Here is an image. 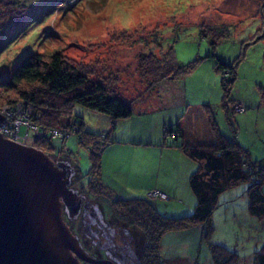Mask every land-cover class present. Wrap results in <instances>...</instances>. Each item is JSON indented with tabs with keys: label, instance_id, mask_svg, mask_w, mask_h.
Masks as SVG:
<instances>
[{
	"label": "rangeland",
	"instance_id": "374dc122",
	"mask_svg": "<svg viewBox=\"0 0 264 264\" xmlns=\"http://www.w3.org/2000/svg\"><path fill=\"white\" fill-rule=\"evenodd\" d=\"M200 23L232 25L233 34L213 48L207 38L200 36ZM0 33L3 44L5 38L11 35L0 50V70L3 74L8 75L25 54L58 49L71 62L89 70L94 77L108 79L116 92L133 102H139L159 88L149 89L148 76L138 69L142 52L160 54L172 45L180 63H190L202 56V61H197L196 71L192 69L189 74L177 79L189 85L187 104L211 100L220 131L232 137L236 129L238 137L241 135L243 140L252 142L254 153L264 155V105L261 104L264 99V0H18L11 10L5 8L1 11ZM252 40L255 42L244 44ZM213 53L216 57L210 56ZM237 57H241V61L230 97L237 100L247 98L256 106L235 107L231 115L233 121L230 122L222 105L225 92L221 84L223 76H230V70L216 68L215 80L207 64L209 61L215 63L216 58L226 64ZM192 85H195L194 90ZM23 100L17 98L14 102L3 103L0 108V113L5 116L3 124L10 130H15L14 123L23 111V107L20 108ZM187 104L174 111L181 113ZM17 106L19 109L15 111ZM73 111L82 116L88 130H92L89 127L96 129L91 132L111 129L113 121L104 112L81 104H75ZM69 119L64 116L62 123L69 122ZM246 128L249 135H246ZM21 132H24V127ZM32 133L30 131L28 144L35 142L36 145L40 141L42 145H37L45 151L60 155L64 160L69 159L77 169L74 180L80 177L78 185L87 184L86 174L91 164L89 149L78 142L76 133L65 139V148L62 149H59L62 146L60 139H53L57 147L52 149L50 138L35 139ZM126 183L135 185L129 177ZM248 186L247 183L239 184L219 196L211 215L213 230L207 238L203 226L167 231L161 241V253L167 264H212L210 246L213 243L226 245L237 252L239 264H254L256 252L264 245V217L249 212ZM80 189H84L80 193L88 197V188L84 185ZM88 198L99 212L98 221L102 219L109 223L112 214L110 197ZM192 202L185 200L184 208L176 210L177 201H161L159 211L169 216H184L189 204L194 207ZM116 205L120 207L119 203ZM87 214L88 211L82 209L75 218L66 214L64 217L80 241L83 238L88 245L92 240L90 234L99 231L94 220H90L87 226ZM84 226L86 233L80 232ZM122 228L126 230L125 226ZM132 228L128 231L129 245L123 240L117 241L116 250L122 254L121 257H114L117 264H141L144 238ZM100 255L108 258L113 256V252L102 251Z\"/></svg>",
	"mask_w": 264,
	"mask_h": 264
},
{
	"label": "trees",
	"instance_id": "16d2710c",
	"mask_svg": "<svg viewBox=\"0 0 264 264\" xmlns=\"http://www.w3.org/2000/svg\"><path fill=\"white\" fill-rule=\"evenodd\" d=\"M17 2L18 0H0V13L5 8L11 10ZM198 27L200 36L207 38L213 48L215 44L226 40L233 34V26L228 24L200 23ZM10 36L5 38V44L11 39ZM248 42L250 44L255 40L245 41L244 44ZM5 44L1 43L0 38V50ZM210 56L216 57V54L213 53ZM203 58L200 56L190 63H180L171 45L169 49L161 51L160 54L142 52L138 59V69L143 75L148 76V86L152 90L162 82L177 80L189 74L192 69H195L197 61L199 63ZM216 60L215 66L218 70L224 68L230 70V76H223L221 84L225 92L222 105L225 107L228 120L232 122L231 115L233 116L235 112L236 99L230 97V90L236 78L237 66L241 57L226 64L220 58ZM13 95L17 97L13 98ZM17 98L24 99L31 121L47 127L67 126L68 128L70 124L69 128H73L76 125L81 130L78 142L89 149L91 163L86 174L88 181L84 184L88 188L87 196L106 195L110 197L111 218L115 221L121 220L128 226L137 225L143 230L148 243L141 264H165L159 248L163 235L169 230L188 229L195 224H201L204 236L207 238L213 230L211 215L219 202V196L240 183L249 182V212L260 218L264 217V191L262 189L264 161L256 162L250 158L248 152L235 138L236 129L232 137L221 132L214 112H211L209 118L210 127L214 133L212 142L190 144L182 141L181 143V146L197 161V168L190 175V186L195 194L196 203L192 213L174 217L157 210L152 199L148 197H114L112 189L107 187L100 178L102 153L112 139H109V133L105 131L95 133L86 130L84 119L73 113V106L81 104L104 112L113 122L131 116L134 112L133 100L124 99L116 92L115 86L108 79L94 77L89 70L71 62L58 49L44 51V53L32 52L25 54L19 63L12 67L8 75L0 70V108L3 103L14 102ZM64 116L70 118L69 122L62 123ZM166 131L170 134L175 132L176 134L173 135L178 133L182 135L179 125H170ZM63 143L64 140H61L62 146L59 149L65 148ZM37 144L42 145L40 141ZM50 146L53 149L57 147L53 142ZM118 203L120 207L116 205ZM87 215V226L90 220H94L96 225L99 223L98 215L92 217L89 212ZM81 231L86 233L85 226L80 229ZM80 232L78 229L79 234ZM210 252L212 264L240 263L238 253L226 245L213 243L210 246ZM254 264H264V245L256 252Z\"/></svg>",
	"mask_w": 264,
	"mask_h": 264
},
{
	"label": "crops",
	"instance_id": "0c3cea01",
	"mask_svg": "<svg viewBox=\"0 0 264 264\" xmlns=\"http://www.w3.org/2000/svg\"><path fill=\"white\" fill-rule=\"evenodd\" d=\"M209 62L207 69L216 80L215 63ZM197 67L193 71H196ZM187 84L177 80L162 82L158 90H154L155 92H151L139 102H134V112L131 116L112 122L111 129L107 131L112 141L102 153L100 178L112 189L114 197H147V191L156 188L164 193L163 197L151 200L157 210L162 204L159 202L165 200L177 201L178 204L174 206L176 210L184 208L185 200L193 201L195 206L196 197L190 186V175L197 168V161L181 143L182 141L190 144L209 143L213 141L214 133L209 123L212 112L211 100L207 99L208 103L202 100L204 102L187 104L186 93L189 89ZM194 87L195 85H192L193 90ZM235 101L241 102L244 107L256 106L255 102L243 97ZM186 104V109H182L181 113L174 111ZM261 104L264 105V99ZM170 125H179L182 135L168 133L166 128ZM87 127L84 124L86 130ZM89 128L91 131L96 130ZM245 130L246 135H249L248 129ZM102 131L104 130L95 133ZM235 138L251 159L256 162L264 161V155L254 153L252 142L243 140L241 135L238 137L237 132ZM127 177L135 185L126 183ZM243 183L249 185V182ZM263 185L264 180L262 189ZM190 205L192 204H189L187 214L192 213L194 209ZM194 226L202 228L201 224Z\"/></svg>",
	"mask_w": 264,
	"mask_h": 264
},
{
	"label": "water",
	"instance_id": "95a60500",
	"mask_svg": "<svg viewBox=\"0 0 264 264\" xmlns=\"http://www.w3.org/2000/svg\"><path fill=\"white\" fill-rule=\"evenodd\" d=\"M4 119L0 113V264H116L89 254L64 217L89 208L98 215L71 186L75 165L6 136Z\"/></svg>",
	"mask_w": 264,
	"mask_h": 264
},
{
	"label": "flooded vegetation",
	"instance_id": "af4514ba",
	"mask_svg": "<svg viewBox=\"0 0 264 264\" xmlns=\"http://www.w3.org/2000/svg\"><path fill=\"white\" fill-rule=\"evenodd\" d=\"M71 156V155H70ZM59 155V159H62L63 157H61ZM64 159V158H63ZM69 160V159H68ZM74 165V164H73ZM79 178L80 177H77L75 180H73L71 186L73 188H78L79 191L81 190L82 192L84 191V189H80L81 187L84 188V185H78L79 183ZM81 184V183H80ZM84 194V193H83ZM89 197V195H88ZM85 198L86 201L89 203V200L90 198ZM93 197V196H91ZM95 197V196H94ZM89 211L91 213V216L92 217H95L97 215H92V212L93 210L91 208H89ZM111 217V216H110ZM110 222L107 223L106 221L104 220H100L99 223H97V230L99 231L98 233H92L90 234V236L92 237V240L88 243V245L92 244V246H88L87 245V241L84 240L82 238V243H83V246L84 248L89 252V254H91L93 257H98V258H106V256H101V252L104 251L106 252L107 250L108 251H112L113 252V256L112 257H108L110 259H112L116 264V257H121L122 254L121 252H119L118 250H116V246L118 244L117 241H124V243H126L127 245H129V234H128V231L130 228L132 227H135V228H132L134 229L136 232H140L142 234V237L144 238V247H143V255L141 257V260L142 258H144V252H145V247L148 243V240L146 239L144 233H143V230H141V228H139V226L137 225H127L125 224L123 221L121 220H116L113 218H110ZM122 226H125L126 227V230L122 228ZM136 226L138 228H136ZM89 233V232H88ZM85 237V236H84ZM94 237V239H93ZM129 239V240H127ZM162 244V242H161ZM161 244H160V248H159V252H160V255H161V258L163 260V262L165 264H167V260L163 257V254L161 253ZM115 257V258H114ZM142 262V261H141ZM84 264H91V263H88L86 261H83Z\"/></svg>",
	"mask_w": 264,
	"mask_h": 264
},
{
	"label": "built area",
	"instance_id": "2783aa9c",
	"mask_svg": "<svg viewBox=\"0 0 264 264\" xmlns=\"http://www.w3.org/2000/svg\"><path fill=\"white\" fill-rule=\"evenodd\" d=\"M23 107V111L20 114H18V120L16 123H14V127L15 130H10L9 127H6L5 124H3L1 126V130L3 131V133L8 136L11 137L15 140H18L19 142H23V143H27L28 141V137L30 136V131H33V137L35 139L37 138H50L51 143L54 141V138H58L60 140H64L72 133H76L78 136L81 132V130L75 125L73 128H69L70 124H68V128L67 126L63 127V126H56V127H47V126H43L39 123L33 122L31 121L30 117L27 114L26 111V107H25V103L24 101L21 103ZM235 107L237 108H244V106L242 105L241 102L237 101L235 103ZM19 109V107H14V110L17 111ZM16 116V115H15ZM24 127V132H21V128ZM12 128V127H10ZM36 141V140H35ZM54 143V142H53ZM35 144V142L33 143ZM53 149V148H52ZM147 196L150 197H163L164 193L162 190L160 189H151L147 191Z\"/></svg>",
	"mask_w": 264,
	"mask_h": 264
},
{
	"label": "bare ground",
	"instance_id": "6f19581e",
	"mask_svg": "<svg viewBox=\"0 0 264 264\" xmlns=\"http://www.w3.org/2000/svg\"><path fill=\"white\" fill-rule=\"evenodd\" d=\"M148 198H150V199H154V198H156V197H150V196H147Z\"/></svg>",
	"mask_w": 264,
	"mask_h": 264
}]
</instances>
